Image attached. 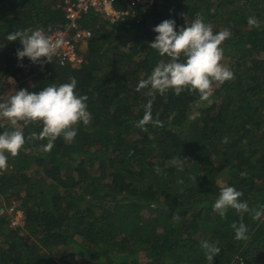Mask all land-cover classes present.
<instances>
[{
  "label": "trees",
  "instance_id": "obj_1",
  "mask_svg": "<svg viewBox=\"0 0 264 264\" xmlns=\"http://www.w3.org/2000/svg\"><path fill=\"white\" fill-rule=\"evenodd\" d=\"M63 2L0 0V99L74 77L92 117L48 152L46 140L32 138L41 125L31 123L18 155L5 153L0 264H210L202 241L220 249L211 264H264V214L245 213L247 238L237 240L231 225L241 217L229 208L221 218L212 207L225 186L250 208L264 206V0H153L115 22L92 9L78 20L91 31L77 48L81 64L18 60L22 46L7 36L66 25ZM197 16L214 32L230 29L221 63L234 78L214 84L207 100L156 94L152 115L162 126L141 130L135 124L151 97L136 87L169 59L149 47L153 28ZM250 16L259 27L248 26ZM14 127L0 119V133ZM11 206L22 214L14 226Z\"/></svg>",
  "mask_w": 264,
  "mask_h": 264
},
{
  "label": "clouds",
  "instance_id": "obj_2",
  "mask_svg": "<svg viewBox=\"0 0 264 264\" xmlns=\"http://www.w3.org/2000/svg\"><path fill=\"white\" fill-rule=\"evenodd\" d=\"M247 24L250 28L259 27V21L253 16L248 18ZM153 31L157 35L149 47L169 59L167 62L157 63L151 74L140 80L136 87V91L147 89L146 94L151 97L144 105L142 118L135 124L145 131L148 124L162 126L161 121L154 120L152 115L156 94L163 95L171 90L179 96L188 91L198 93L202 100H207L212 95L214 84H223L234 78L233 72L221 63L224 50L220 46L231 37L230 29L214 32L212 25L206 24L202 17L197 16L190 24L180 28L176 27L174 20L165 19ZM7 40H18L22 46L16 50L18 60L27 57L34 64L51 63L53 55L64 42L62 37L52 39L45 35L43 29L15 31L7 36ZM76 85L77 81L73 77L69 83L50 84L38 93L20 89L6 99H0V119H6L11 126H19L0 133V170L7 168L5 153L15 157L25 144L23 127L39 123L42 130L38 134L32 133V138L46 140L42 150L48 152L54 147L57 138L63 137L65 141L71 142L77 135L78 124L91 123L92 117L86 103L88 97L78 95ZM223 142H228L227 137ZM176 161L178 168L182 169L185 160L176 157ZM242 195L234 187H222L212 206L213 211L221 218L225 217L229 208L241 217L239 224L233 222L231 225L237 240L247 238V226L243 223L245 213L251 214L253 219L264 214V206L259 210L250 208L246 202H241ZM0 214H3L2 209ZM201 247L211 264L220 249L208 241H202Z\"/></svg>",
  "mask_w": 264,
  "mask_h": 264
},
{
  "label": "built area",
  "instance_id": "obj_3",
  "mask_svg": "<svg viewBox=\"0 0 264 264\" xmlns=\"http://www.w3.org/2000/svg\"><path fill=\"white\" fill-rule=\"evenodd\" d=\"M153 3V0H64L62 11L66 25H59L49 33L45 34L52 39L57 37L63 38L62 46L56 51L52 59L59 61L60 64L69 62L72 66H78L82 62V56L77 48L83 39L91 36V31L88 28L81 27L79 18L82 13H86L92 9L100 11L106 19L115 22L124 16H130L136 7H145ZM8 213L19 220L15 225L20 223L21 212L14 210L11 206L8 208ZM13 213V214H12Z\"/></svg>",
  "mask_w": 264,
  "mask_h": 264
},
{
  "label": "rangeland",
  "instance_id": "obj_4",
  "mask_svg": "<svg viewBox=\"0 0 264 264\" xmlns=\"http://www.w3.org/2000/svg\"><path fill=\"white\" fill-rule=\"evenodd\" d=\"M9 81H10L11 83L14 82L13 79H11V78L9 79ZM223 182H224V181H223ZM13 220H14L15 223H14V224H11L12 226H14V225L19 221V220H17V218H15V217H14Z\"/></svg>",
  "mask_w": 264,
  "mask_h": 264
}]
</instances>
